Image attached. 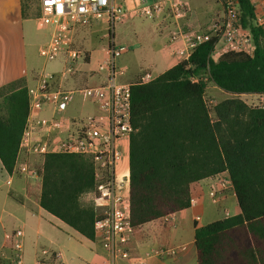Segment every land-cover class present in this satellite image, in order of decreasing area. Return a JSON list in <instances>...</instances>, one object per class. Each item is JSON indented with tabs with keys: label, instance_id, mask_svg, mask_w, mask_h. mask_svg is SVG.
<instances>
[{
	"label": "trees",
	"instance_id": "trees-1",
	"mask_svg": "<svg viewBox=\"0 0 264 264\" xmlns=\"http://www.w3.org/2000/svg\"><path fill=\"white\" fill-rule=\"evenodd\" d=\"M239 11L252 33L254 56L230 52L213 58L217 39L211 38L152 82L132 85V247L144 225L189 208L192 184L227 171L240 213L196 228L197 263L264 264V108L230 98L214 106L213 119L205 99L211 83L229 94H264V27L255 25L249 0H239ZM28 118L25 80L1 87L0 161L8 174ZM38 175L41 208L96 241L103 208L81 203L95 189L93 159L50 153Z\"/></svg>",
	"mask_w": 264,
	"mask_h": 264
},
{
	"label": "crops",
	"instance_id": "crops-1",
	"mask_svg": "<svg viewBox=\"0 0 264 264\" xmlns=\"http://www.w3.org/2000/svg\"><path fill=\"white\" fill-rule=\"evenodd\" d=\"M181 1L185 7L180 14H176L168 4L154 18L130 14L125 22L114 26H110L107 18L97 20L90 26L73 25L67 41L73 43L74 47H83L86 58L79 62L75 74L65 76L64 54L54 62L38 64L39 49L48 42L51 35L50 27L41 29L38 25L39 0V12L33 15L28 13V6L24 7V0H0V88L22 79L28 88L37 87L39 75H50L55 88L76 91V94L62 113L56 114L51 105H45L42 110L35 112L32 121L59 118L68 125L74 119L83 118L74 115V103L79 98L83 100L84 88L105 85L114 77L118 83L127 84L136 83L145 73L157 78L182 62L176 52L186 49L187 44L182 37L175 38V34L196 31L197 35L211 36V24L223 12L220 0ZM133 5L132 1H128V8L131 9ZM110 43L129 48L127 53L115 60V75L97 69L99 64L108 60L107 48ZM210 85L213 84L208 87ZM213 88L219 89L215 85ZM219 91L224 93L221 89ZM250 95L256 98L257 104L246 102L249 106L264 108V94ZM107 104V100L87 105L83 102L81 108L88 116H99L106 113ZM72 131L73 128L68 125L50 133L55 151ZM33 133L36 137H45L49 131L37 128ZM129 145L130 139L122 142V159L116 168L119 176L129 171ZM23 163L38 172L44 163V156L29 154L26 150L19 152L13 174H8L0 161V264H10L12 250L6 243V235L18 229L24 232L26 264H35L39 259L44 264H198L194 240L196 228L226 218L224 214L212 219L221 209L229 212L230 216L240 213L233 190L225 192L220 202L213 204L208 195L210 178L196 182L191 186L198 199L195 208L172 214L170 221L163 219L144 225L135 245L131 246L136 258L145 257L160 244L185 245L187 250L183 254L166 260L151 258L143 263L125 260L113 262L98 241L85 239L41 208L38 202L41 178L39 175L19 173L16 167ZM8 181L11 183L8 184ZM89 194L94 198V192L85 195ZM233 205L237 206L234 214L229 211ZM195 214H201L200 222L194 221ZM206 218L208 221L203 223ZM43 250H48L49 254L44 256Z\"/></svg>",
	"mask_w": 264,
	"mask_h": 264
},
{
	"label": "built area",
	"instance_id": "built-area-1",
	"mask_svg": "<svg viewBox=\"0 0 264 264\" xmlns=\"http://www.w3.org/2000/svg\"><path fill=\"white\" fill-rule=\"evenodd\" d=\"M128 1L134 3L128 8ZM223 6L222 15L211 24L210 37L197 35L196 31L175 34L182 37L187 44L186 49L178 50L176 55L182 61L188 60L195 49L211 38H216L213 58L224 54L244 53L254 56L256 45L252 33L246 29L241 20L239 0H220ZM253 8L255 25L264 27V0H249ZM40 16L38 25L41 29L51 28L50 39L39 49V55L46 62L56 61L60 55L66 56L63 75H73L79 62L85 60V52L67 41V35L75 24L90 26L93 22L107 18L110 26L121 24L132 14L135 17L154 18L161 14L170 4L176 14L184 10L181 0H39ZM129 51L125 45L110 43L107 48L108 60L99 64L98 71H108L115 75V60ZM52 76L39 75L38 86L28 88L29 118L22 136L19 152L26 150L29 154L45 156L50 153H67L90 156L95 165L94 204L103 208L101 218L95 223L96 241L106 250L113 262L125 260L130 263H143L151 258L166 260L177 258L187 250L185 245L160 244L143 258H136L132 253L134 229L131 223L130 210V171L119 176L116 168L122 159V142L129 140L132 132L131 124V88L134 84H147L155 80L153 75L145 73L134 84L118 83L115 77L105 85L86 87L84 96L92 102L107 100L106 113L99 116L77 118L69 122L73 131L64 139L57 150L52 147L50 133L68 126L59 118L51 120L36 119L35 112L45 105H51L56 114L65 111L71 104L76 91L55 88ZM37 128L46 129L45 137L34 136ZM21 174L38 175V172L27 163L16 167ZM208 195L213 204H218L225 192L233 190L229 173L223 172L210 178ZM11 182L8 181V184ZM198 199L191 190L189 208H195ZM171 216L165 218L171 220ZM226 218L230 217L225 212ZM201 214L194 215V221L200 222ZM6 243L12 250L10 264H26L24 255V232L15 230L6 235ZM42 254L48 255V250ZM35 264H44L41 259Z\"/></svg>",
	"mask_w": 264,
	"mask_h": 264
},
{
	"label": "rangeland",
	"instance_id": "rangeland-1",
	"mask_svg": "<svg viewBox=\"0 0 264 264\" xmlns=\"http://www.w3.org/2000/svg\"><path fill=\"white\" fill-rule=\"evenodd\" d=\"M26 2L29 5L28 9L30 8L29 10H27L29 14L33 15L34 13L39 12L38 0H26ZM214 4H215V2H214ZM43 43H45V40L43 41ZM40 45H41V42L37 44V47H36L37 51H38ZM79 48L83 50V47H79ZM37 57H38V64L42 65L45 62V60L41 56H37ZM237 97H239L240 99H242L245 102H248L251 105L257 104L256 98L250 94L234 95V94H228L225 92L223 93V92L219 91V89L213 88V85H210L206 90L205 99H206V102L210 108L212 118L214 119L213 108L216 104H218V103H220L226 99L237 98ZM81 98H83V100H80V98H79V101L74 103V109H75L74 115H76L77 117H87L89 114L82 110L81 103L85 102V105H87V104H91V103H95V102H92L83 96ZM93 199H94L93 195H91V194L84 195L81 199V203L84 206H93ZM97 208H98V206H97ZM98 209H101V208H98ZM236 210H237V206L233 205L229 211H230V213L234 214L236 212ZM224 214H225V210L221 209V210L217 211V213H216L217 216H213L212 219L222 217V216H224ZM207 221H208V219L206 218L203 221V223H206Z\"/></svg>",
	"mask_w": 264,
	"mask_h": 264
}]
</instances>
